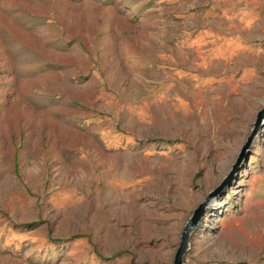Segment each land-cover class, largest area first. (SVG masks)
I'll list each match as a JSON object with an SVG mask.
<instances>
[{
    "label": "rangeland",
    "instance_id": "rangeland-1",
    "mask_svg": "<svg viewBox=\"0 0 264 264\" xmlns=\"http://www.w3.org/2000/svg\"><path fill=\"white\" fill-rule=\"evenodd\" d=\"M264 108V0H0V264H173ZM184 264H264V115Z\"/></svg>",
    "mask_w": 264,
    "mask_h": 264
},
{
    "label": "water",
    "instance_id": "water-1",
    "mask_svg": "<svg viewBox=\"0 0 264 264\" xmlns=\"http://www.w3.org/2000/svg\"><path fill=\"white\" fill-rule=\"evenodd\" d=\"M263 115H264V108L258 112L256 121L254 123V128L252 129L251 133L247 137V140L242 146L239 156L237 157L235 163L232 165L228 174L225 175L222 181L213 190H211L206 195V197L203 199V201L199 203V205L193 210V213L189 221L186 223V225L184 226L182 230L180 242H179V245L174 255L173 264H184L183 256L188 246V240H189L191 230L197 225L201 216L204 214L206 206L210 203V200L212 199V197L217 196L225 187H227L231 183L232 179L235 177L237 172L239 171L241 163H242L241 162L242 159L244 157L246 159L247 155L249 154L248 152L249 147L251 145V142L254 136L256 135L258 129L261 126Z\"/></svg>",
    "mask_w": 264,
    "mask_h": 264
}]
</instances>
